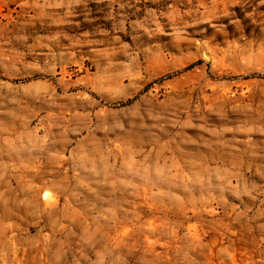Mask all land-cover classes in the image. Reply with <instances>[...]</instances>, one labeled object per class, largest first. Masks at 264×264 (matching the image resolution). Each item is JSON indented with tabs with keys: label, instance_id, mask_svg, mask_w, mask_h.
<instances>
[{
	"label": "rangeland",
	"instance_id": "374dc122",
	"mask_svg": "<svg viewBox=\"0 0 264 264\" xmlns=\"http://www.w3.org/2000/svg\"><path fill=\"white\" fill-rule=\"evenodd\" d=\"M0 264H264V0H0Z\"/></svg>",
	"mask_w": 264,
	"mask_h": 264
}]
</instances>
